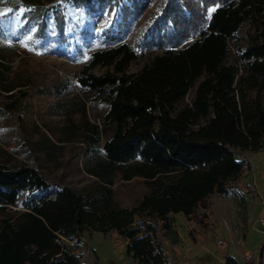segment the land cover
Instances as JSON below:
<instances>
[{"label":"trees","instance_id":"trees-1","mask_svg":"<svg viewBox=\"0 0 264 264\" xmlns=\"http://www.w3.org/2000/svg\"><path fill=\"white\" fill-rule=\"evenodd\" d=\"M24 1L0 11V91L26 85L8 77L1 53L21 22L36 20L56 40L69 22L70 38L79 43L84 32L89 48L74 82L100 96L106 110L99 123L82 120L78 127L85 172L93 178L80 190L48 183L35 166L0 162V211H15L0 217V264H90L63 239L77 240L85 229L115 231L135 264H169L160 238L173 248L171 214L190 220L198 208L209 209L212 194L240 202L253 192L244 184L250 165L241 153L264 149V0H164L159 20L170 30L163 37L168 44L134 73L126 68L135 51L113 31L97 35L88 17L79 29L72 23L70 9L86 0ZM121 1L123 16L146 3ZM243 25L244 42L236 44ZM69 84L60 76L50 92L61 96ZM50 108L63 112L64 101ZM116 181H137V198L115 197ZM223 261L238 264L230 255Z\"/></svg>","mask_w":264,"mask_h":264},{"label":"rangeland","instance_id":"rangeland-1","mask_svg":"<svg viewBox=\"0 0 264 264\" xmlns=\"http://www.w3.org/2000/svg\"><path fill=\"white\" fill-rule=\"evenodd\" d=\"M23 1L0 0V11L18 9ZM54 1L24 2L45 6ZM163 2L146 0L140 12L134 7L129 15L123 16L121 0H86L85 7H73L69 15L72 23L75 19L81 23L82 18H90L97 35L111 30L116 40L133 48L135 58L128 64L126 73H134L168 44L163 37L170 30L164 29L159 20ZM24 21L16 36L1 50L8 77L13 83L19 85L25 81L26 85L7 93L0 91V162L10 166L21 163L35 166L48 183L80 190L91 184L93 178L85 172L78 127L82 120L99 123L106 110L100 96L79 88L74 82L89 51L86 34L80 33L79 43L75 42L70 38L67 22L63 25V37L56 40L41 32L36 20ZM74 25L79 29L82 23ZM245 28L243 25L237 34L236 44L244 42ZM228 60H232V51ZM103 70L93 68L92 72L99 74ZM60 76L68 77L71 84L61 96H54L49 85ZM193 89L194 86L189 89L183 102L189 101ZM59 101H64L63 112H52L50 105ZM105 137L101 136L99 145ZM241 157L249 162L250 168L243 178L253 192L243 193L240 202L212 194L209 209L198 208L197 215L190 220L179 213L171 214V227L176 232L173 248L160 238L169 264H224L225 255H230L238 264L257 262L264 239L261 222L264 220V149L245 151ZM140 190L137 181L114 183V194L119 200L132 201ZM14 212L13 208L5 209L0 211V217ZM63 239L69 245H78L74 252H85L90 264H135L126 255V240L113 230L101 233L85 229L77 240Z\"/></svg>","mask_w":264,"mask_h":264},{"label":"crops","instance_id":"crops-1","mask_svg":"<svg viewBox=\"0 0 264 264\" xmlns=\"http://www.w3.org/2000/svg\"><path fill=\"white\" fill-rule=\"evenodd\" d=\"M262 221V220H261ZM261 256V257H260ZM260 262L264 263V253L262 254H258V259H257V262L255 264H258Z\"/></svg>","mask_w":264,"mask_h":264},{"label":"built area","instance_id":"built-area-1","mask_svg":"<svg viewBox=\"0 0 264 264\" xmlns=\"http://www.w3.org/2000/svg\"><path fill=\"white\" fill-rule=\"evenodd\" d=\"M261 222H262V224L264 225V220H262ZM263 245H264V242H263Z\"/></svg>","mask_w":264,"mask_h":264}]
</instances>
